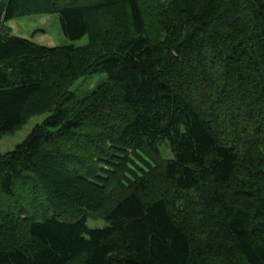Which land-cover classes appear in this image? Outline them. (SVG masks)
<instances>
[{"label":"trees","instance_id":"16d2710c","mask_svg":"<svg viewBox=\"0 0 264 264\" xmlns=\"http://www.w3.org/2000/svg\"><path fill=\"white\" fill-rule=\"evenodd\" d=\"M51 14L88 44L5 27ZM34 117L0 155V264H264V0H0V137Z\"/></svg>","mask_w":264,"mask_h":264},{"label":"rangeland","instance_id":"374dc122","mask_svg":"<svg viewBox=\"0 0 264 264\" xmlns=\"http://www.w3.org/2000/svg\"><path fill=\"white\" fill-rule=\"evenodd\" d=\"M5 27L8 29L10 36L27 40L30 43L43 48H83L88 44L87 36H83L75 41L67 39L62 34L57 14L16 18L6 22ZM105 79L106 77L104 74L82 77L73 84L70 88V92L73 94L75 99L80 100L92 93L105 81ZM42 119L43 117H34L13 134L0 137V155L12 151L17 145L21 144L31 132L33 127L41 123ZM160 152L165 160L171 158L169 151L165 150V148L162 147ZM132 162L138 168L143 169V167L136 162V160L132 159ZM131 168L133 167L130 165V169ZM34 206L37 205L30 206L31 210L32 208L35 209ZM86 227L89 230L103 229L107 227V224L100 219H88L86 221Z\"/></svg>","mask_w":264,"mask_h":264}]
</instances>
